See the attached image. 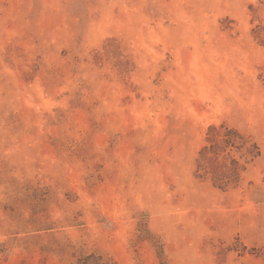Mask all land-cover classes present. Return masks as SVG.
Wrapping results in <instances>:
<instances>
[{"label":"rangeland","instance_id":"rangeland-1","mask_svg":"<svg viewBox=\"0 0 264 264\" xmlns=\"http://www.w3.org/2000/svg\"><path fill=\"white\" fill-rule=\"evenodd\" d=\"M0 264H264V0H0Z\"/></svg>","mask_w":264,"mask_h":264},{"label":"trees","instance_id":"trees-1","mask_svg":"<svg viewBox=\"0 0 264 264\" xmlns=\"http://www.w3.org/2000/svg\"><path fill=\"white\" fill-rule=\"evenodd\" d=\"M207 140L209 143L204 145L200 150V155L202 159H207V157H214L216 159L221 154L229 155L230 150H238L245 147L246 152H248L252 157L259 154V151L254 153V149H257V145L254 142H250L247 145L249 140H247L240 132L228 125L221 124L220 126L211 125L207 132ZM229 150V151H228ZM226 158V156H223ZM243 166V165H242ZM232 173L236 174L238 168L240 167L239 161L231 158L230 166H228ZM220 168L219 165L214 163V171H218ZM244 168V166H243ZM215 176L214 178H216ZM214 184L218 187H226L227 183L221 184L216 179L214 180Z\"/></svg>","mask_w":264,"mask_h":264}]
</instances>
